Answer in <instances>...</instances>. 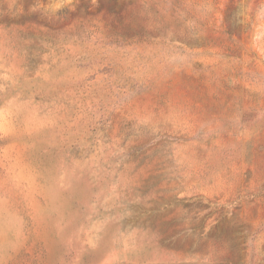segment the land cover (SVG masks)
<instances>
[{
    "label": "rangeland",
    "instance_id": "374dc122",
    "mask_svg": "<svg viewBox=\"0 0 264 264\" xmlns=\"http://www.w3.org/2000/svg\"><path fill=\"white\" fill-rule=\"evenodd\" d=\"M0 264H264V0H0Z\"/></svg>",
    "mask_w": 264,
    "mask_h": 264
}]
</instances>
